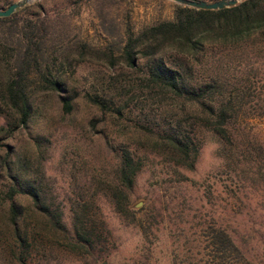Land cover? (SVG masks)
<instances>
[{"label":"trees","instance_id":"16d2710c","mask_svg":"<svg viewBox=\"0 0 264 264\" xmlns=\"http://www.w3.org/2000/svg\"><path fill=\"white\" fill-rule=\"evenodd\" d=\"M11 1L0 0V7ZM94 9L108 36L99 49L68 40V23H61L57 12L45 10L38 1L0 16V140L28 130L44 116L48 92L57 97L62 114L71 113L77 92L66 86L64 64L86 58L104 60L110 68L122 64L138 72L137 89L144 95L129 105L135 92L122 102L106 90L84 93L123 131L119 141L106 140L114 157L112 179L92 176L87 184H75L67 197L68 226L40 183L43 137H33L34 160L12 158L6 145L0 156V252L9 258L24 261L31 252L59 248L85 264L98 261L115 243L94 198L97 190L107 195L117 215L134 222L128 193L148 156L191 169L204 132L215 138V154L232 183L264 184V145L235 129L245 117L264 116V0H239L213 10L176 5L172 19L137 32H120L103 5ZM95 124L90 121L91 127ZM140 227L148 238L149 224ZM206 235L212 264L245 261L240 245L224 227L210 224Z\"/></svg>","mask_w":264,"mask_h":264},{"label":"rangeland","instance_id":"374dc122","mask_svg":"<svg viewBox=\"0 0 264 264\" xmlns=\"http://www.w3.org/2000/svg\"><path fill=\"white\" fill-rule=\"evenodd\" d=\"M36 1L52 14L57 12L60 21L63 19L61 23H68L64 29L68 40L84 41L92 49H99L108 39L98 25L94 9L97 5H103L107 18L116 23L120 32L126 28L137 32L143 26L172 19L177 5L172 0ZM29 10L34 8L31 6ZM61 23L59 28L63 27ZM107 64L104 60L86 58L62 65L67 74V88L77 92L71 113L62 114L57 97L48 92L44 96V116L31 123L28 130L0 140V156L9 145L10 156L19 155L20 162H24V159L34 160L33 137H43L38 153L40 183L49 201L61 209L67 226L70 223L67 197L76 189L74 185L89 183L92 176L112 179L114 157L106 140L119 141L123 131L120 124L109 122L107 114L103 116L84 93L101 94L106 90L122 102L127 100V94L135 92L136 98L127 100L129 105L144 98L137 89L138 72L122 64L114 68ZM127 88L130 90L122 94ZM128 118L121 119L127 123ZM93 119L96 124L91 127ZM236 126L238 134L264 145V116L245 117ZM216 145L215 138L204 132L191 169L170 166L161 156L149 155L128 193L129 206L136 217L134 222L117 215L107 195L97 190L94 198L115 244L107 255L91 264H172L173 261L174 264H212L206 247V227L213 223L224 227L240 245L248 264H264V184L248 182L238 187L232 183L215 154ZM140 224H149L148 238L141 233ZM0 264L85 263L64 249L53 248L49 253L41 249L31 252L24 261L0 252Z\"/></svg>","mask_w":264,"mask_h":264},{"label":"water","instance_id":"95a60500","mask_svg":"<svg viewBox=\"0 0 264 264\" xmlns=\"http://www.w3.org/2000/svg\"><path fill=\"white\" fill-rule=\"evenodd\" d=\"M36 0H14L9 2L6 6L0 7V16H7L13 13L23 5L34 2ZM239 0H172L177 5L189 6L193 9H219L223 7L233 6Z\"/></svg>","mask_w":264,"mask_h":264}]
</instances>
